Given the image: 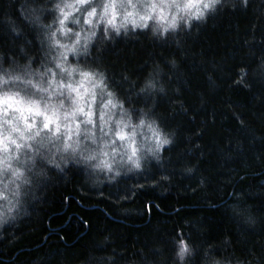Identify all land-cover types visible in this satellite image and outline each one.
Returning a JSON list of instances; mask_svg holds the SVG:
<instances>
[{"label": "trees", "instance_id": "trees-1", "mask_svg": "<svg viewBox=\"0 0 264 264\" xmlns=\"http://www.w3.org/2000/svg\"><path fill=\"white\" fill-rule=\"evenodd\" d=\"M47 4L0 0L2 66L40 62L29 6ZM88 62L137 115L153 106L175 142L160 164L96 187L81 165L46 166L27 214L0 229V264H171L180 236L197 247L192 264L209 246L217 257L264 264V0L246 8L225 0L206 22L162 41L138 32L98 44ZM157 63L167 93L139 94Z\"/></svg>", "mask_w": 264, "mask_h": 264}, {"label": "clouds", "instance_id": "clouds-1", "mask_svg": "<svg viewBox=\"0 0 264 264\" xmlns=\"http://www.w3.org/2000/svg\"><path fill=\"white\" fill-rule=\"evenodd\" d=\"M240 4L246 8L248 0ZM218 6H225V0H48L39 12L29 6L39 29L40 62L34 66L29 56L2 66L0 60V229L27 214V201L48 178L46 166L63 171L70 162L81 165L96 187L161 163L175 131L165 130L152 115L153 106H141L137 115L106 71L88 59L94 46L114 44L122 36L148 32L162 41L190 31L193 22H206ZM12 31L20 35L22 30ZM20 51L25 53L23 45ZM168 63L177 66L175 58ZM162 74L157 63L138 93L166 94ZM186 171L192 174L195 167ZM173 244L171 264H192L197 247L183 236ZM210 248L202 264H243L217 257Z\"/></svg>", "mask_w": 264, "mask_h": 264}]
</instances>
